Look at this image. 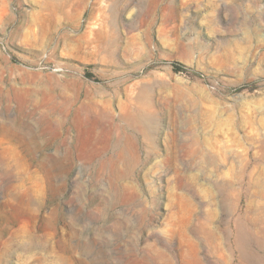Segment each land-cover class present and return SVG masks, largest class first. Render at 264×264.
Here are the masks:
<instances>
[{
    "label": "rangeland",
    "instance_id": "374dc122",
    "mask_svg": "<svg viewBox=\"0 0 264 264\" xmlns=\"http://www.w3.org/2000/svg\"><path fill=\"white\" fill-rule=\"evenodd\" d=\"M0 264H264V0H0Z\"/></svg>",
    "mask_w": 264,
    "mask_h": 264
},
{
    "label": "bare ground",
    "instance_id": "6f19581e",
    "mask_svg": "<svg viewBox=\"0 0 264 264\" xmlns=\"http://www.w3.org/2000/svg\"><path fill=\"white\" fill-rule=\"evenodd\" d=\"M11 141H12V140H11ZM32 241L34 242V240H32ZM32 241H31V242H32Z\"/></svg>",
    "mask_w": 264,
    "mask_h": 264
}]
</instances>
